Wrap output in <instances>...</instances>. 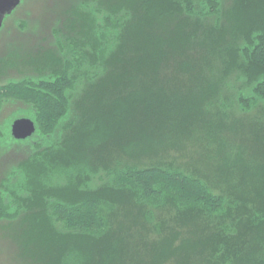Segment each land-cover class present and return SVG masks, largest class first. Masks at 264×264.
Returning <instances> with one entry per match:
<instances>
[{"label": "trees", "instance_id": "obj_1", "mask_svg": "<svg viewBox=\"0 0 264 264\" xmlns=\"http://www.w3.org/2000/svg\"><path fill=\"white\" fill-rule=\"evenodd\" d=\"M56 8L29 75L0 85L18 263L264 264V0Z\"/></svg>", "mask_w": 264, "mask_h": 264}, {"label": "flooded vegetation", "instance_id": "obj_2", "mask_svg": "<svg viewBox=\"0 0 264 264\" xmlns=\"http://www.w3.org/2000/svg\"><path fill=\"white\" fill-rule=\"evenodd\" d=\"M23 5H30V0H19V3L12 7L11 11L1 13L0 43L4 44L0 46V85H7L10 79H20L25 74L29 75L31 72L29 71L30 58L42 53V23L38 25L41 29L39 30V34L35 33V31L31 33L29 10L23 12L24 14L26 13V18L15 22V18L13 17L17 9ZM14 26H18L19 29L15 31ZM11 70H13L12 73L14 71L21 73H17L16 75L11 74V76L4 74ZM19 103L23 105L20 101ZM13 105L7 104L3 112L6 110V107Z\"/></svg>", "mask_w": 264, "mask_h": 264}, {"label": "rangeland", "instance_id": "obj_3", "mask_svg": "<svg viewBox=\"0 0 264 264\" xmlns=\"http://www.w3.org/2000/svg\"><path fill=\"white\" fill-rule=\"evenodd\" d=\"M61 2V0H30V5H23L19 9H17L16 13L14 14L15 22L19 21L23 18H26V13L24 14L23 12H26V10H29V18H30V29L31 33H38L40 27L38 26L39 24L42 23V33L44 31H49L50 27L52 26L53 19L55 18L57 14V5ZM12 10V9H11ZM10 10V11H11ZM46 25V26H45ZM45 26V29H44ZM14 30H18L19 27L14 26ZM48 29V30H47ZM4 43H0V46H2ZM30 69V68H29ZM30 71V70H29ZM13 70L7 71L4 74L7 76L16 75L17 73L20 74L21 72H15L12 73ZM24 108V103L23 105H20V103H16L13 106H8L6 107V110L4 111V115H8L12 111H18ZM6 116H4L5 118ZM30 118V117H29ZM32 119V118H31ZM189 148L194 149L192 146ZM193 151V150H192ZM182 153L181 151H172L171 154L169 155V158L171 156L175 155L180 157V159H177V161H185L186 159L190 160V157L182 158ZM190 154V153H189ZM24 153L22 154H17L15 150H9L4 152L3 154L0 155V176L3 175L4 171L7 168L8 162H10V159H19L23 157ZM176 158V157H175ZM1 232L2 229L0 228V264H19L17 257H16V244L14 241L9 239L7 236L5 237V234H2Z\"/></svg>", "mask_w": 264, "mask_h": 264}, {"label": "water", "instance_id": "obj_4", "mask_svg": "<svg viewBox=\"0 0 264 264\" xmlns=\"http://www.w3.org/2000/svg\"><path fill=\"white\" fill-rule=\"evenodd\" d=\"M17 3H19V0H0V25L2 23V14L10 11ZM35 131L36 124L34 120L29 117H19L12 123V134L15 138L25 139L31 136Z\"/></svg>", "mask_w": 264, "mask_h": 264}]
</instances>
